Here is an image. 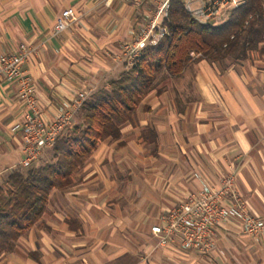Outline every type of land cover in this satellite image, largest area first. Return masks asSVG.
<instances>
[{"label":"crops","instance_id":"obj_1","mask_svg":"<svg viewBox=\"0 0 264 264\" xmlns=\"http://www.w3.org/2000/svg\"><path fill=\"white\" fill-rule=\"evenodd\" d=\"M154 0H0V55L21 42L36 50L21 70L44 121L79 92L126 70L121 44ZM72 7L78 19L51 34ZM120 136L98 143L74 183L49 195L48 211L0 254V264H264L257 237L231 221L206 254L177 239L158 243L151 226L189 193L233 174L249 212L264 222V40L244 58L197 56L178 77L159 75ZM31 109L14 81H0V186L23 170L20 130ZM75 115V114H74ZM152 131L148 133L146 128Z\"/></svg>","mask_w":264,"mask_h":264},{"label":"trees","instance_id":"obj_2","mask_svg":"<svg viewBox=\"0 0 264 264\" xmlns=\"http://www.w3.org/2000/svg\"><path fill=\"white\" fill-rule=\"evenodd\" d=\"M164 24L166 34L158 44L145 47L137 61L87 96L73 124L49 148L53 161L7 176L6 187L0 186V254L11 251L15 241L40 221L53 189L63 191L74 183L99 142L120 136L121 126L133 120L159 75L178 77L197 56L219 62L244 58L256 48L264 40V0H244L219 25L199 23L185 9L184 0H170Z\"/></svg>","mask_w":264,"mask_h":264},{"label":"built area","instance_id":"obj_3","mask_svg":"<svg viewBox=\"0 0 264 264\" xmlns=\"http://www.w3.org/2000/svg\"><path fill=\"white\" fill-rule=\"evenodd\" d=\"M243 3L244 0H184L185 9L193 19L202 24L211 21L213 25L223 23L230 11ZM169 9L170 0H154L153 9L145 21L122 42L120 60L132 64L141 57L145 47L159 43L166 34L164 22ZM77 19L76 11L66 7L55 19L51 34L55 36L69 29ZM35 50V45L21 42L14 52L0 55V81L16 82L19 97L31 109L25 113L24 121L14 127L20 130L24 153L21 166L24 168L30 167L73 124L75 111L88 96L86 92L77 93L52 120L44 121L34 107V95L21 70L22 63ZM231 221L249 236L257 237L264 232V222L249 212L246 201L235 187L233 174L222 177L217 184H205L197 193H189L185 201L168 209L161 216V221L150 229L158 237L160 245L177 239L182 248L206 254L215 245L216 229Z\"/></svg>","mask_w":264,"mask_h":264},{"label":"rangeland","instance_id":"obj_4","mask_svg":"<svg viewBox=\"0 0 264 264\" xmlns=\"http://www.w3.org/2000/svg\"><path fill=\"white\" fill-rule=\"evenodd\" d=\"M129 65V63H127ZM76 113V111H75ZM53 161V157H52V152L50 149H46L43 151V153L40 155V157L28 168H25L23 170H26V169H29V168H32V167H40V166H43L45 165L46 163L48 162H51Z\"/></svg>","mask_w":264,"mask_h":264}]
</instances>
